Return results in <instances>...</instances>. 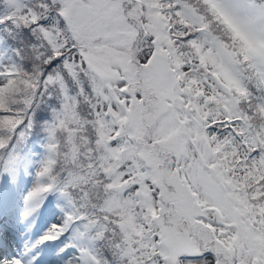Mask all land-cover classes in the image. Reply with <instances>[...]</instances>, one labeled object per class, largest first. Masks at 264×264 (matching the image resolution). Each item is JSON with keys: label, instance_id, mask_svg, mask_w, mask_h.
Here are the masks:
<instances>
[{"label": "snow or ice", "instance_id": "obj_1", "mask_svg": "<svg viewBox=\"0 0 264 264\" xmlns=\"http://www.w3.org/2000/svg\"><path fill=\"white\" fill-rule=\"evenodd\" d=\"M5 191L0 264H264V0H0Z\"/></svg>", "mask_w": 264, "mask_h": 264}, {"label": "rangeland", "instance_id": "obj_2", "mask_svg": "<svg viewBox=\"0 0 264 264\" xmlns=\"http://www.w3.org/2000/svg\"><path fill=\"white\" fill-rule=\"evenodd\" d=\"M20 195V193H17L15 191H5L3 193H0V199L3 200L4 204L7 203H11V201H13L14 199L18 198V196ZM17 251H20V248L16 249Z\"/></svg>", "mask_w": 264, "mask_h": 264}]
</instances>
